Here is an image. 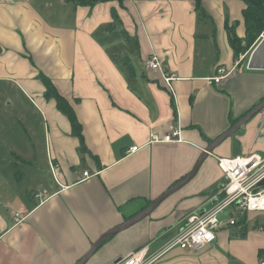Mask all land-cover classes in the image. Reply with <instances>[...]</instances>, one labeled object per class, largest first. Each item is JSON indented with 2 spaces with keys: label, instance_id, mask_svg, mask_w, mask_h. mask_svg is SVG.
<instances>
[{
  "label": "crops",
  "instance_id": "1",
  "mask_svg": "<svg viewBox=\"0 0 264 264\" xmlns=\"http://www.w3.org/2000/svg\"><path fill=\"white\" fill-rule=\"evenodd\" d=\"M81 1L0 0V79L37 97L56 173L55 184L43 188L46 199L35 196L42 189L24 193L17 209L0 204V264H75L101 234L186 176L207 139L264 97V69L246 66L264 31L236 59L228 44L225 21L245 35L241 0H200L201 12L195 0ZM152 53L176 76L173 97L160 71L144 68ZM217 66L232 71L209 84ZM40 74L68 100L89 153H78L70 123L43 97ZM170 126L179 128V141L147 143L150 133ZM230 135L188 182L148 216L104 239L84 264H112L142 246L150 256L161 252L184 231L189 214L210 208L223 183L218 158L264 156V108ZM16 137L0 135L7 167L21 160ZM26 140L28 153L34 146ZM131 146L139 148L127 153ZM2 188L0 181V196ZM13 212L22 213L21 222L14 224ZM260 217L247 214L244 226L222 224L213 243L196 251L171 247L152 264H259Z\"/></svg>",
  "mask_w": 264,
  "mask_h": 264
},
{
  "label": "built area",
  "instance_id": "2",
  "mask_svg": "<svg viewBox=\"0 0 264 264\" xmlns=\"http://www.w3.org/2000/svg\"><path fill=\"white\" fill-rule=\"evenodd\" d=\"M13 3L16 0H3ZM144 68L147 71H160L162 81L166 89L174 94L173 81L175 74L163 70L161 61L156 54H150L144 60ZM231 69L224 66H217L213 76L206 78L210 83H220L231 73ZM180 140L179 128L170 126L163 134L150 133L147 143L174 142ZM138 146H131L127 153H134ZM217 165L223 176V183L216 191L214 200L209 209H203L202 214L193 212L187 216L186 228L171 240L161 252L155 255H148L147 246H142L129 256L114 260L112 264H152L158 259L161 253L167 249L178 246L184 250L196 251L209 245L215 240V229L222 224L235 225L243 215L249 213L260 214L264 216V183L260 181L264 178V156L251 154L249 156L220 157L217 159ZM52 172L55 166L50 164ZM83 176L88 175L83 171ZM46 199L49 196L47 190L43 189L35 195ZM230 210L228 216L218 221L215 215L223 210ZM23 215L21 212H13L12 220L14 224L21 222ZM259 264H264V257L260 259Z\"/></svg>",
  "mask_w": 264,
  "mask_h": 264
},
{
  "label": "rangeland",
  "instance_id": "3",
  "mask_svg": "<svg viewBox=\"0 0 264 264\" xmlns=\"http://www.w3.org/2000/svg\"><path fill=\"white\" fill-rule=\"evenodd\" d=\"M12 121L16 123L14 127ZM13 134L15 139L18 134V149L22 156L21 160L15 158L18 162L16 167H7L5 158L0 155V161H3L0 164L2 168H0V181L3 183L0 204L8 202L17 209L23 200L24 193L41 191L43 188H48L50 183L55 184L56 173L52 172L49 165L50 158L46 150L48 130L37 97L23 93L8 80L0 79V135L12 136ZM26 136L34 146L28 153L25 146ZM78 153L80 154L79 150ZM81 166L82 163L77 167L79 174L82 171ZM15 170L18 172V178L14 177ZM9 199L13 202L11 203ZM3 209L0 206V210ZM260 219H264V216Z\"/></svg>",
  "mask_w": 264,
  "mask_h": 264
},
{
  "label": "trees",
  "instance_id": "4",
  "mask_svg": "<svg viewBox=\"0 0 264 264\" xmlns=\"http://www.w3.org/2000/svg\"><path fill=\"white\" fill-rule=\"evenodd\" d=\"M81 1V0H80ZM98 0H82L81 2L85 4H93ZM120 4L122 0H117ZM245 7L242 10V17L244 21L245 26V35L244 37H238L235 33V24L232 23L231 25L228 24L227 21H225V29L227 33V39L228 44L232 49L233 52V58L236 59L237 56L240 53L245 52L260 36V34L264 31V0H241ZM196 3V9L198 11H202V8L200 6V0H195ZM112 17L114 19V22L118 21V18L114 11H112ZM38 79L44 86V91L42 93L43 97L46 100H53L55 104L56 110L64 115L68 122L70 123L71 127V133L73 136H75L79 141L78 150L80 153H89L84 145V140L81 132V125L78 122L76 115L69 104L68 100L62 96L56 87L53 85V83L44 75L40 74ZM264 97H262L260 101H262ZM258 102V103H259ZM172 103L174 104V100L172 99ZM257 103H254L250 108L245 110L242 114L238 115L235 118L229 119V127L233 126L241 117H243L247 112L252 110ZM209 143H211L213 140L207 139ZM185 176L180 177L179 179L175 180L170 186L172 187L179 181H181ZM168 188V189H169ZM153 200L147 201L144 203L143 206H141L137 211L133 212L129 216H126L124 218V221L132 218L133 216L139 214L141 211H143L147 206H149L152 203ZM247 215H243L239 221L236 223V225L243 224L244 226L246 223ZM103 243V241H102ZM100 243V245L102 244ZM99 245V246H100Z\"/></svg>",
  "mask_w": 264,
  "mask_h": 264
},
{
  "label": "water",
  "instance_id": "5",
  "mask_svg": "<svg viewBox=\"0 0 264 264\" xmlns=\"http://www.w3.org/2000/svg\"><path fill=\"white\" fill-rule=\"evenodd\" d=\"M247 68L248 69H264V36L259 40V42L256 44L254 49L252 50L248 61H247ZM264 108V99L256 104V106L247 112L243 117H241L233 126L229 127L225 132H223L220 136L215 138L209 146L202 152V154L199 156L197 161L195 162L194 166L192 167L191 171L178 183L164 191L162 194H160L155 200L152 201V203L147 206L143 211H141L139 214L133 216L132 218L118 224L117 226L107 230L103 234H101L91 245L89 250L84 254V256L78 260L75 264H84L95 252V250L98 248L100 243L107 237L122 231L131 225L137 223L138 221L142 220L146 216L150 214V212L167 196L172 194L174 191L179 189L181 186H183L186 182H188L192 176L196 173L200 163L202 160L206 157L208 153H210L221 141H223L226 137H228L231 133L236 131L240 126L245 124L250 118H252L255 114H257L260 110ZM264 183V178L260 181V184L262 185ZM199 214H202V210L198 212ZM230 213V210H223L218 212L215 215V218L218 221L224 220L228 214ZM116 261V259H115Z\"/></svg>",
  "mask_w": 264,
  "mask_h": 264
}]
</instances>
